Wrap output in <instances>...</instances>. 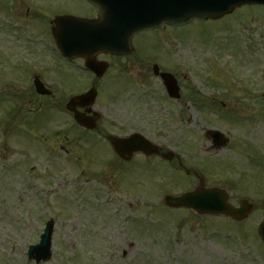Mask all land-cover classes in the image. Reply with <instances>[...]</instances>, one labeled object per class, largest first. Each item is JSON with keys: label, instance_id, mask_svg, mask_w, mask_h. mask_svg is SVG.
<instances>
[{"label": "rangeland", "instance_id": "obj_1", "mask_svg": "<svg viewBox=\"0 0 264 264\" xmlns=\"http://www.w3.org/2000/svg\"><path fill=\"white\" fill-rule=\"evenodd\" d=\"M4 1L0 24L9 23ZM49 2L90 11L82 0H44V6ZM49 11L48 21L56 14ZM13 13L19 35L11 25L4 34L14 48L22 47L17 40L24 37L21 30L30 35L32 13L22 5ZM143 36L135 44L145 43L147 55L155 57L148 58L151 66L176 68L187 100L182 106L161 100L163 88L133 68L136 56L115 60L98 83L100 127L120 137L142 134L204 174L207 187H228L232 203L246 198L258 209L240 224L168 209L165 195L192 190L199 180L157 158L138 155L125 163L95 134L88 142L79 138L65 105L92 80L79 71L64 78L55 70L54 65L63 67L55 53L44 52L40 68L27 64L29 77L39 73L53 89L54 97L43 98L39 108L42 139L22 131L24 113L28 120L34 116L30 106L22 107L9 133L8 112L23 101L0 103V264H36L28 260V249L39 243L50 220L52 259L41 264H264L257 236L264 212V6ZM44 39L51 43L49 35ZM121 67L125 76L113 80ZM62 69L64 75L73 72ZM17 83L0 77V92ZM206 129L224 133L228 145L214 150ZM13 130L22 132L13 136Z\"/></svg>", "mask_w": 264, "mask_h": 264}, {"label": "water", "instance_id": "obj_2", "mask_svg": "<svg viewBox=\"0 0 264 264\" xmlns=\"http://www.w3.org/2000/svg\"><path fill=\"white\" fill-rule=\"evenodd\" d=\"M98 9V20L85 21L74 18H56L60 26L64 21L66 27L60 34H55L60 49L72 57L82 56L87 66L92 68L99 76L103 69L96 66L86 52H110L124 55L131 52L133 37L141 31L164 29L167 25L183 26L193 20H216L232 13L236 8L244 5L264 4V0H88ZM119 44V45H117ZM158 69V68H157ZM162 79L168 93L179 97V87L170 74H162ZM38 92L50 95L42 83L37 82ZM97 91L76 96L70 100L67 109L74 112L75 119L81 126L95 129L99 117H87L77 111V107H93L96 103ZM90 110V109H89ZM208 137H213L217 148L226 146L227 140L219 132L208 131ZM112 146L117 154L125 161H130L136 153H143L148 157L159 154L166 160H173L174 153L161 152L160 148L146 140L140 134L128 138L110 137ZM165 204L172 209H190L200 216H225L236 221L245 220L253 211L254 206L248 201L240 202L235 208L230 203V196L224 188L205 187V180L200 176L199 186L192 192L181 196L165 197ZM54 223L47 224L40 244L30 248L29 258L37 263L50 260L52 257V235ZM259 234L264 240V222L261 224Z\"/></svg>", "mask_w": 264, "mask_h": 264}, {"label": "flooded vegetation", "instance_id": "obj_3", "mask_svg": "<svg viewBox=\"0 0 264 264\" xmlns=\"http://www.w3.org/2000/svg\"><path fill=\"white\" fill-rule=\"evenodd\" d=\"M50 6H44V0H10L9 3L6 4V12L8 13V20L9 23H1L0 27H3L0 29V77L5 78L7 77V80L14 78V80L17 83L13 84L9 87L6 86L5 91H1L0 94L3 92V96H0V103L7 102L12 105L13 101H23L22 106H15L12 107L11 110L8 112V118L6 119V130L10 133L13 125L17 123L18 116L20 115L22 111V107L24 108L27 106H30V112L34 114L31 120H28V117L24 113V118L25 121L22 127V131L26 130V132H29L33 135L36 136V138L39 140V138L42 139L41 136H43L42 133H39L42 128L44 129V122L42 119V116L39 112V108L41 106V100L44 97V95H41L38 93L36 89V83L41 80L43 81V78L39 75V73H34L32 76H28V68L27 64L30 66H34V68L38 69L40 68V63L38 60L44 57V52H45V47L47 44V41L44 39V35H49L51 37V28L45 30V25L49 24V27L51 26V21H48L45 19V10L50 12V9H53L56 14L55 15H60V14H73L76 16H81L89 19H93L96 17V10L93 9L92 7L88 6L90 11H67V10H62V8L66 7L64 4H56L54 3L53 5ZM22 5L23 7H26L27 15L29 13H32L31 19L29 20V26L32 28L30 35L33 37H29V33H25V31H22L23 38L22 41L20 39L17 40V44L20 42L22 47H13L14 42L12 40H8L9 38L6 37V34H4L5 31L10 28L9 25H11L12 30L17 33V36L19 35L18 29L19 27L17 26V23H14L12 21H16L18 19V16L13 13V9H16V6ZM32 11V12H31ZM7 16V17H8ZM8 25L9 27H4ZM17 30V31H16ZM29 37V38H28ZM145 44V43H143ZM142 43H138L137 46L135 47L134 53L130 57H115L111 55H100L98 59L100 61H107L110 62L111 66L110 69H113L114 67V61L115 60H120V61H125L133 56H136L134 63L136 64L133 68L136 69L137 72L143 74V77H149L150 79H155V81L159 84L160 88H164L160 78H158L155 73L153 72V66H151V61L148 60L149 55L147 49L144 47ZM51 45H53L52 37H51ZM58 54V53H57ZM59 61L61 63L67 64L69 66L74 65V63L81 61L83 64L84 62L82 60H74V61H69L65 58H63L60 54H58ZM28 62H31L30 64ZM36 62V64H35ZM57 67V66H56ZM58 70L60 73H64V71L58 67ZM163 72H171L170 70H163ZM125 72V68L121 67L113 77H120L123 73ZM174 73V72H172ZM176 73V72H175ZM174 75L176 76V74ZM92 77L94 78V75L92 73H89ZM108 76V75H106ZM105 76V77H106ZM154 77V78H152ZM177 78V76H176ZM178 79V78H177ZM30 83V87L28 88V85ZM93 84V83H92ZM91 84V86H93ZM19 88L20 90H18ZM51 91V97L54 96L53 89L49 87ZM163 99L166 100V102H171V103H177L180 106L184 105L186 102V97L183 96L182 91H180V98L179 99H172L170 97H167L165 90L163 89ZM28 97H31V100H28ZM83 110V108H82ZM85 110V108H84ZM14 120L16 122H14ZM78 126V125H77ZM80 129V127H77ZM77 129V130H78ZM15 131L18 130V128L14 129ZM13 130V132H14ZM83 132L78 131L77 136L79 138L85 133L86 136L88 134H95L99 138H104L107 133L103 131L101 127H99L98 130L94 132H90L86 129H80ZM14 132L12 135H19V132ZM23 134V133H22ZM11 135V137H12ZM21 135V134H20ZM8 138V136H6ZM77 141V140H76Z\"/></svg>", "mask_w": 264, "mask_h": 264}]
</instances>
